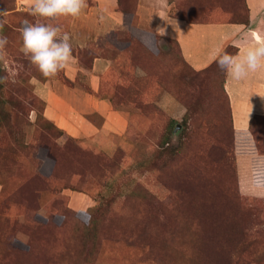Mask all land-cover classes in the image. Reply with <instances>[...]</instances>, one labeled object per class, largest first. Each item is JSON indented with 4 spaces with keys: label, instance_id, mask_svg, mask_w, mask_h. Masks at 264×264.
Returning <instances> with one entry per match:
<instances>
[{
    "label": "rangeland",
    "instance_id": "1",
    "mask_svg": "<svg viewBox=\"0 0 264 264\" xmlns=\"http://www.w3.org/2000/svg\"><path fill=\"white\" fill-rule=\"evenodd\" d=\"M73 1L0 0V264H264V200L241 186L264 119L234 133L224 66L191 70L145 0H116L124 28L93 50L106 69L91 90L79 64L93 54L37 34L69 22ZM165 1L200 22L246 11Z\"/></svg>",
    "mask_w": 264,
    "mask_h": 264
},
{
    "label": "crops",
    "instance_id": "2",
    "mask_svg": "<svg viewBox=\"0 0 264 264\" xmlns=\"http://www.w3.org/2000/svg\"><path fill=\"white\" fill-rule=\"evenodd\" d=\"M74 1L62 9L69 15V22L60 29L57 26H47L42 31L37 30V34L39 33L40 40L45 41H50L51 35L58 34L61 40L73 42L74 48L92 53L89 66L81 62L79 67L87 74L86 80L90 89L96 90L98 75L104 73L106 60L94 55L93 50H99L100 43L105 45L110 32L121 30L124 26L121 23V15L115 11L116 0ZM138 1L143 3V0ZM145 1L148 5H143V10L152 11L155 33L176 41L181 55L193 70L206 68L226 46L237 50L227 63L223 81V91L230 111V125L237 133L247 132L251 125L254 128L255 123H258L257 118L264 116V0H242L246 9V24L186 23L167 14L168 5L165 0ZM107 41L109 42V39ZM107 47L109 48L108 45ZM51 49L44 52L49 54ZM62 59L76 61L70 55ZM67 65L70 68L72 63ZM50 117L54 121L58 119L56 113ZM70 126L68 134L74 136L76 131ZM242 158L241 186L244 192L250 187L249 192H252L255 198L264 200V186L251 184L249 155H243Z\"/></svg>",
    "mask_w": 264,
    "mask_h": 264
},
{
    "label": "trees",
    "instance_id": "3",
    "mask_svg": "<svg viewBox=\"0 0 264 264\" xmlns=\"http://www.w3.org/2000/svg\"><path fill=\"white\" fill-rule=\"evenodd\" d=\"M241 2H242V5L244 7V10H246L242 0H241ZM117 3H118V0H117ZM221 13L224 16L226 12H223L222 11ZM221 13H220V15H222ZM214 15H218V14H215L212 11H208V14L206 15V17L207 18H212V16H213L212 19H216ZM173 18L178 19V20H181V21H184L186 23H209L210 22V21H206V22L192 21V20H187V19H184V18L178 17V16H173ZM217 20H219V19H217ZM212 22H221V21L219 20V21H212ZM225 22H229V23H243V24H246V22H247V20H246V11L244 13V19L243 20H241V21H225ZM236 52H237V50L234 47H232V46H226L215 57V59L208 65L209 67L207 66L208 67V70L209 69H214L217 66L219 67V65L224 66L222 80H221V83H220V91L225 96L226 103H227V98H226V95H225V93L223 91V81H224L225 69H226L227 63L236 54ZM189 68L191 69L190 66H189ZM191 70H193V69H191ZM2 84H3L2 83V77L0 75V89L2 87ZM227 105H228V103H227ZM228 108H229V106H228ZM1 110H2V99L0 97V111ZM229 114H230V111H229ZM262 119H264V116L263 117H260V118H257L256 121H259L260 122ZM45 121H46V124L50 123L48 120H45ZM252 131H257V130H253L252 125H251V129H250V126H249V130L247 132H245V133H237V132H234V131L233 132L236 133V134H241V135H249V134L252 133ZM249 132H251V133H249ZM257 135H259L261 138H263L264 137L263 130H258ZM249 137L252 138V135L249 136ZM253 149H254V146H253ZM252 156H253V154H252ZM254 156H256V158L254 159V163L252 164L253 184L254 185H257V186H264V157H263V154L262 153L259 154V155H257V153H254ZM83 222H84V224L87 225L88 220L84 219ZM88 225H89L88 226L89 228H87V230L91 231V227L93 226V221L92 220L91 221L89 220ZM82 238L84 240H86V238H88V237L84 234L82 236Z\"/></svg>",
    "mask_w": 264,
    "mask_h": 264
}]
</instances>
